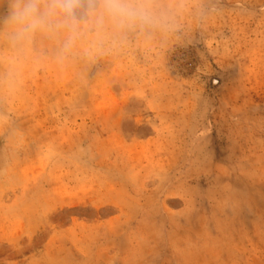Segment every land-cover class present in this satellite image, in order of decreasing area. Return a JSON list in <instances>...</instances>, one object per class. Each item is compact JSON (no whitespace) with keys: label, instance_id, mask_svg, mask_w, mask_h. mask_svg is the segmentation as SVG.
<instances>
[{"label":"rangeland","instance_id":"1","mask_svg":"<svg viewBox=\"0 0 264 264\" xmlns=\"http://www.w3.org/2000/svg\"><path fill=\"white\" fill-rule=\"evenodd\" d=\"M0 0V264H264V0L13 42Z\"/></svg>","mask_w":264,"mask_h":264},{"label":"clouds","instance_id":"2","mask_svg":"<svg viewBox=\"0 0 264 264\" xmlns=\"http://www.w3.org/2000/svg\"><path fill=\"white\" fill-rule=\"evenodd\" d=\"M81 9L101 41L108 29L149 27L160 20L153 0H14L5 24L13 42L29 41L37 33H65L60 54L66 55L79 37L77 13Z\"/></svg>","mask_w":264,"mask_h":264}]
</instances>
